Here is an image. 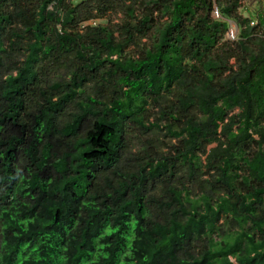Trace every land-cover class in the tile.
Listing matches in <instances>:
<instances>
[{
    "label": "trees",
    "instance_id": "16d2710c",
    "mask_svg": "<svg viewBox=\"0 0 264 264\" xmlns=\"http://www.w3.org/2000/svg\"><path fill=\"white\" fill-rule=\"evenodd\" d=\"M258 1L0 0V264H264Z\"/></svg>",
    "mask_w": 264,
    "mask_h": 264
},
{
    "label": "rangeland",
    "instance_id": "374dc122",
    "mask_svg": "<svg viewBox=\"0 0 264 264\" xmlns=\"http://www.w3.org/2000/svg\"><path fill=\"white\" fill-rule=\"evenodd\" d=\"M73 3H77V2H79V1H81V0H71ZM259 3V1L258 0H242V6H241V8H240V10H241V12H243V14H245L246 16H247V14L248 13H245V12H247V11H252V12H254L255 11V9L257 8V6H258V3ZM247 7L250 9V10H245V9H247ZM121 16L120 15H116V17L115 16H112V21L113 22H117L118 21V19L120 18ZM232 29L234 30V27H232ZM229 36V35H228ZM229 38V37H228ZM155 111H153V113H154ZM155 119V115H153L152 117H151V120L150 121H152V120H154ZM160 138H162L161 136H159ZM165 141H167V142H169V141H171L172 143H174V142H176V139H171V140H166V139H164ZM135 150V149H134Z\"/></svg>",
    "mask_w": 264,
    "mask_h": 264
},
{
    "label": "built area",
    "instance_id": "2783aa9c",
    "mask_svg": "<svg viewBox=\"0 0 264 264\" xmlns=\"http://www.w3.org/2000/svg\"><path fill=\"white\" fill-rule=\"evenodd\" d=\"M261 2H262V5H263V7H264V0H261ZM217 15H218V11H217V9L215 8L214 11H213V16H217ZM232 27H234L233 24H231L230 28H229V29L227 30V32H226V36H227V38H228V37H229V38L234 37V35H235V33H236V28L234 27V30H233ZM263 30H264V27H263ZM228 35H229V36H228Z\"/></svg>",
    "mask_w": 264,
    "mask_h": 264
},
{
    "label": "crops",
    "instance_id": "0c3cea01",
    "mask_svg": "<svg viewBox=\"0 0 264 264\" xmlns=\"http://www.w3.org/2000/svg\"><path fill=\"white\" fill-rule=\"evenodd\" d=\"M250 10V9H249ZM251 11V10H250ZM252 12V11H251Z\"/></svg>",
    "mask_w": 264,
    "mask_h": 264
}]
</instances>
